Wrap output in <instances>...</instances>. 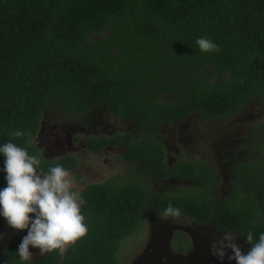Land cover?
<instances>
[{
  "label": "trees",
  "instance_id": "1",
  "mask_svg": "<svg viewBox=\"0 0 264 264\" xmlns=\"http://www.w3.org/2000/svg\"><path fill=\"white\" fill-rule=\"evenodd\" d=\"M200 37L219 51L201 52ZM253 100L264 104V0H0V146L25 148L40 159L38 171L57 164L74 170L78 158L47 159L36 145L46 108L79 121L101 105L136 127L134 134L85 139L89 151L124 147L135 171L87 185L81 208L87 234L63 254L46 253L40 264H119L122 242L169 203L198 223L241 233L248 251L246 234L258 242L264 233L258 133L243 163L228 160L238 180L231 193L242 197L214 206L210 190L218 176L199 160L168 164L158 129L191 116L226 121ZM14 130L25 135L9 136ZM4 159L0 154V190L7 186ZM169 177L206 191L151 192L149 180ZM18 246H8L0 264L21 263Z\"/></svg>",
  "mask_w": 264,
  "mask_h": 264
},
{
  "label": "rangeland",
  "instance_id": "2",
  "mask_svg": "<svg viewBox=\"0 0 264 264\" xmlns=\"http://www.w3.org/2000/svg\"><path fill=\"white\" fill-rule=\"evenodd\" d=\"M162 100L172 99L164 97ZM82 118L79 121H71L58 110L46 108L41 121L43 135H41L40 129V134L35 139L41 153L45 154L44 156L47 159L58 158L65 154H71L75 158H78L79 163L77 168L70 171L75 175L82 191L89 184L102 183L115 176L118 178V175L126 171L134 173L136 165L133 166L126 163L122 147H106L98 152L86 150L84 140L98 135L97 132L101 131L100 126H94L96 131L92 132H83L81 129H78L81 125H84V121L86 120H99L107 125V127L105 126L106 129L103 126L106 135L112 136L116 133H123L129 129H133V123L127 120H118L112 111L106 110L101 105L88 111ZM261 124H264V104L259 100H253L240 112L226 121H200L191 116L187 120H180L168 126H160L158 131L161 134L165 132L168 135L165 140L167 141L170 138L168 143L172 142L173 147L167 150L169 154L165 158V161L168 160L167 162L170 165L175 162L189 161L190 159L199 160L203 164H207L209 169L213 171L212 173L218 176L219 179L212 190H210V193L214 206H219L228 197H231L230 199L233 201L242 197L241 193H238L237 190L231 193L232 188L238 186V180L230 172L234 169V163L238 165L239 163H243L245 161L244 156L246 155L247 157L248 154H251V147L249 150L246 148L247 144L251 145L255 140L251 134L258 133L261 138L258 139L259 137L256 136L257 141L264 143V129L258 130V126ZM241 135H245L244 137L250 135L251 137L241 139ZM77 136H79V140L75 141ZM54 140L64 143L67 140V148L63 150L56 149L54 144L53 146L52 143L50 144V142H56ZM166 143L164 142L165 147L167 146ZM236 150L240 152L238 153ZM242 153L245 155H242ZM235 157L234 163L228 161L229 159L233 160ZM125 177L127 178V176H124L122 179ZM149 183L151 192L162 191L166 194L177 192H192L196 194L201 193L200 190H202H198V188L194 189V185L191 182L183 183L174 177L154 178L152 181L149 180ZM238 188H242L241 184ZM205 191L206 189H203L202 193ZM262 210L263 208L260 206V212ZM259 220L264 221L263 216H259ZM160 221L161 224L167 227H175L169 232V239L177 242V244H186V252L200 255L201 253L199 252L202 245L209 243V251L207 249L203 251L206 253L204 258L211 255L210 246L212 241L222 236L224 232H230L210 222L205 223L206 225H201L203 223L199 224L197 221L183 215L167 220L160 219ZM146 225L148 226L147 222L134 235H131L122 242L117 251L119 264H133L132 260L141 253L148 236ZM231 233L237 236L235 243L240 247L242 253L247 254L250 249L247 251L248 246L247 248L245 247L242 234L238 232ZM175 251L178 252V250ZM181 253L184 254V252Z\"/></svg>",
  "mask_w": 264,
  "mask_h": 264
},
{
  "label": "clouds",
  "instance_id": "3",
  "mask_svg": "<svg viewBox=\"0 0 264 264\" xmlns=\"http://www.w3.org/2000/svg\"><path fill=\"white\" fill-rule=\"evenodd\" d=\"M196 45L203 53L219 51L218 45L206 37L198 38ZM24 135L20 130L9 132L11 137ZM0 154L5 158L3 171L7 183L0 190V216L15 230L27 229L16 254L22 261L32 258L30 247L38 249L41 255L57 250L63 254L88 232L81 213L85 201L75 175L60 164L49 167L46 173L38 171L40 159L12 142L0 146ZM180 215L181 210L169 203L161 219ZM236 239L233 233L224 232L212 241L210 254L221 261L225 257L235 260L236 264H264V233L258 242H254L251 231L246 234L251 245L247 254L242 253ZM228 249L232 255H228Z\"/></svg>",
  "mask_w": 264,
  "mask_h": 264
},
{
  "label": "flooded vegetation",
  "instance_id": "4",
  "mask_svg": "<svg viewBox=\"0 0 264 264\" xmlns=\"http://www.w3.org/2000/svg\"><path fill=\"white\" fill-rule=\"evenodd\" d=\"M117 119L118 120H127V119H121V118H117ZM164 125L168 126L170 124L169 123H163L161 125V127ZM94 126H100L101 131L97 132L98 135L92 136V138H99L101 136L114 137L117 135L125 134L126 132H131L132 134H134L136 132L135 124H133L132 125L133 129H129L123 133H116L112 136H107L105 131H104V128H105V126L107 127V125H105L104 122H101L99 120L95 121L94 119H93V121H90V120L84 121V125H81L78 129H81L83 132L84 131L92 132V131H96L94 129ZM103 126H104V128H103ZM40 129H41V135H43L42 125H41ZM38 134H40V130H39ZM92 134H94V133H92ZM77 137H76L77 140H75V141L79 140V136H77ZM166 137H168V135L164 132L162 134V137L158 138V141L161 143L160 145L162 146L163 151H164V158H166V155L169 154V151H167V150H169L171 147H173L172 142L168 143L170 138L166 141L165 140ZM89 138H91V137H89ZM54 141H56V140H54ZM164 142L168 143V144L166 143V145H167L166 147H165ZM51 143H52V146L54 144V147L56 149H60V150H63L65 148H67V146H68L67 140L65 141V143L64 142H58V141L50 142V144ZM84 144H85V147L87 149L85 140H84ZM106 147H122V146L108 145ZM106 147H104V148H106ZM104 148H102V149H104ZM122 148L124 149V147H122ZM90 152H94V151H90ZM96 152H98V151H96ZM126 163H129V162H126ZM161 179H163V178H161ZM181 182L188 183L187 181H181ZM160 219H161V216H154V215H151L150 213L147 214L146 222L148 223V226H147L148 236L146 238V243L144 244V247L141 250V253L138 254L134 260H132L133 264H236L235 260H229L227 257H225L223 261L217 259L216 257H213L212 255H209L207 258H204V255H206V253L203 251H205L206 249L209 251V248H208L209 243L202 245L201 250L199 252V253H201L200 255H197V254H194L191 252H186V249H187L186 244L185 245L184 244L181 245V243L177 244V242H175L173 240L171 241L169 239V237H170L169 232L171 230H173L175 227H173V226L167 227L166 225L161 224ZM199 224H201V223H199ZM201 225H206V224L203 223ZM167 234H168V236H167ZM176 245H179V246H176ZM175 250H178V252H176ZM227 251H228V255L233 254L231 249H228ZM181 252H184V254H182Z\"/></svg>",
  "mask_w": 264,
  "mask_h": 264
},
{
  "label": "crops",
  "instance_id": "5",
  "mask_svg": "<svg viewBox=\"0 0 264 264\" xmlns=\"http://www.w3.org/2000/svg\"><path fill=\"white\" fill-rule=\"evenodd\" d=\"M34 218V215H33ZM27 235V229L25 230H15L9 227L7 221H0V258L3 257L5 250L11 244H20L23 237ZM30 252L33 256L28 261H22L18 264H40L44 259L45 254L41 255L38 249L30 247ZM12 264V263H11Z\"/></svg>",
  "mask_w": 264,
  "mask_h": 264
}]
</instances>
